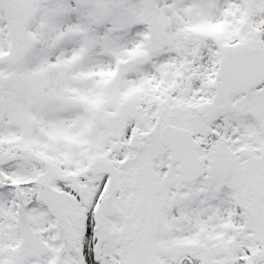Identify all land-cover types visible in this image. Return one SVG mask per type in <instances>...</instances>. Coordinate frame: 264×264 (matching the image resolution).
I'll return each mask as SVG.
<instances>
[{"label": "snow or ice", "instance_id": "snow-or-ice-1", "mask_svg": "<svg viewBox=\"0 0 264 264\" xmlns=\"http://www.w3.org/2000/svg\"><path fill=\"white\" fill-rule=\"evenodd\" d=\"M0 264H264V0H0Z\"/></svg>", "mask_w": 264, "mask_h": 264}]
</instances>
